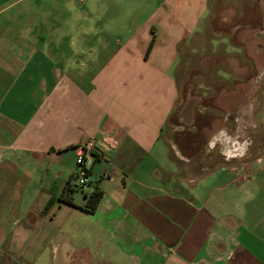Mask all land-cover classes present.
<instances>
[{
    "label": "crops",
    "instance_id": "crops-1",
    "mask_svg": "<svg viewBox=\"0 0 264 264\" xmlns=\"http://www.w3.org/2000/svg\"><path fill=\"white\" fill-rule=\"evenodd\" d=\"M235 1L213 33L244 60L213 99L221 132L264 89V0ZM222 2L0 0V264H264V155L201 167L199 138L166 131L181 54ZM91 137L92 214L59 198Z\"/></svg>",
    "mask_w": 264,
    "mask_h": 264
},
{
    "label": "rangeland",
    "instance_id": "rangeland-1",
    "mask_svg": "<svg viewBox=\"0 0 264 264\" xmlns=\"http://www.w3.org/2000/svg\"><path fill=\"white\" fill-rule=\"evenodd\" d=\"M115 1L123 6L124 15L130 17L128 4L136 0ZM143 1L139 0L140 3ZM220 1H223L221 6H211L210 19L207 21L204 30H202L203 34L200 33L194 36L181 54L176 70L180 95L166 127L167 136L174 143L178 141L177 138L180 132L186 131L193 137L199 138V141L192 138L193 141H197V144L191 146L192 151L190 150L189 153L191 154L196 150L197 152L199 150L203 151V156L200 155L198 160L201 167L212 166L214 163L216 165L227 163L232 157L250 161L264 155V89L253 91L256 96L251 109L249 110L246 107L243 108V111H239V116L237 115L236 121L232 123L234 125L229 126L228 132H221L222 129L218 128H222L223 121L219 122L218 127L212 128L211 125L210 116H213L216 120L219 115L224 119L228 114L226 109L221 106L220 109L212 106L213 99L218 94V88L228 85L232 81L235 75L228 72L232 71L234 67L243 66L244 64L243 57H236L234 53L232 55L227 51L228 43H220L219 48H213L212 46L214 38H217L214 37L213 33L216 29L224 28V23L227 22L225 20L222 22V16H229L227 10L233 9H228V5H234L236 2L235 0ZM239 5V8L233 9L237 13L236 15L234 13L235 16L232 21L239 20L244 13L242 1ZM236 108L238 107L236 106ZM200 124H203V127L207 126L201 140L200 132H197V127ZM215 134L219 137L218 142H214L218 147L211 152L206 149L207 137L209 138ZM211 153L213 154L210 158ZM187 171L188 174H197L201 171V168H198L196 164L188 167ZM90 187L89 184L85 186L87 189H90Z\"/></svg>",
    "mask_w": 264,
    "mask_h": 264
},
{
    "label": "trees",
    "instance_id": "trees-1",
    "mask_svg": "<svg viewBox=\"0 0 264 264\" xmlns=\"http://www.w3.org/2000/svg\"><path fill=\"white\" fill-rule=\"evenodd\" d=\"M155 41H156V37L154 35L149 46H148L146 55H148L150 53V51L152 50V48L155 44ZM74 178H76V177L74 176ZM81 189H83L82 186L78 185L76 182L73 183L70 180L64 186L62 192L60 193L59 198L64 203L79 206L80 208H82L86 212L92 214L97 210L99 203H100L101 199L103 198V191L99 188H94L90 193L85 194V202L82 205H78V204H76L75 197H76V194L78 193V191H80Z\"/></svg>",
    "mask_w": 264,
    "mask_h": 264
},
{
    "label": "built area",
    "instance_id": "built-area-1",
    "mask_svg": "<svg viewBox=\"0 0 264 264\" xmlns=\"http://www.w3.org/2000/svg\"><path fill=\"white\" fill-rule=\"evenodd\" d=\"M97 139L91 137L77 146V170L75 173L76 183L82 187L90 185L92 180L90 178V169L95 160V149Z\"/></svg>",
    "mask_w": 264,
    "mask_h": 264
}]
</instances>
